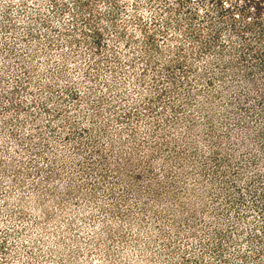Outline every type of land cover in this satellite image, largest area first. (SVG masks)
I'll return each instance as SVG.
<instances>
[{"label":"rangeland","instance_id":"obj_1","mask_svg":"<svg viewBox=\"0 0 264 264\" xmlns=\"http://www.w3.org/2000/svg\"><path fill=\"white\" fill-rule=\"evenodd\" d=\"M0 264H264V0H0Z\"/></svg>","mask_w":264,"mask_h":264}]
</instances>
